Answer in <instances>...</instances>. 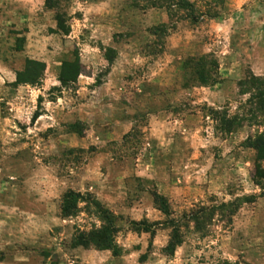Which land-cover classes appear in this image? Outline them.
Wrapping results in <instances>:
<instances>
[{
    "label": "rangeland",
    "instance_id": "1",
    "mask_svg": "<svg viewBox=\"0 0 264 264\" xmlns=\"http://www.w3.org/2000/svg\"><path fill=\"white\" fill-rule=\"evenodd\" d=\"M260 133L264 0H0V264H264Z\"/></svg>",
    "mask_w": 264,
    "mask_h": 264
},
{
    "label": "trees",
    "instance_id": "2",
    "mask_svg": "<svg viewBox=\"0 0 264 264\" xmlns=\"http://www.w3.org/2000/svg\"><path fill=\"white\" fill-rule=\"evenodd\" d=\"M188 5V4H184ZM57 18L58 25L60 23L59 17ZM42 63L38 61H27L26 66L16 73L15 81L18 83H34L38 81L42 72ZM201 74L197 75V80L200 85L207 82L206 73L202 70ZM37 114L33 115L35 118ZM227 123V122H225ZM229 124V122H228ZM230 126V125H229ZM227 126V131H231V128ZM249 147L254 150V167L251 175L252 180L258 184V181H264V168H261L259 163L264 160V133L256 135L251 141H249ZM80 195L67 191L62 196L60 213L61 215H70L74 212L76 199ZM160 199V197H158ZM159 207L163 212H166V205L163 201L159 202ZM105 222L96 229H91L88 232L75 231L72 236V243L76 246H93L97 249H109L113 255L117 254V247L113 243L114 226L108 217H105ZM148 226L144 225L143 230H147ZM167 246L172 248L171 242Z\"/></svg>",
    "mask_w": 264,
    "mask_h": 264
}]
</instances>
